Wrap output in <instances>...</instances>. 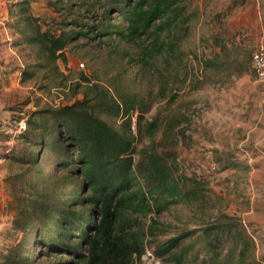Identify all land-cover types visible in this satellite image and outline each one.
<instances>
[{"label":"trees","instance_id":"16d2710c","mask_svg":"<svg viewBox=\"0 0 264 264\" xmlns=\"http://www.w3.org/2000/svg\"><path fill=\"white\" fill-rule=\"evenodd\" d=\"M33 1L5 0L6 25L16 38L12 45L30 46L37 59L32 70L19 68L21 80L37 77V70L54 73L57 61L66 62L69 46L83 39L102 45L110 58L119 56L125 64L134 61L133 66L153 77L155 86L140 92L123 85L119 75L106 85L81 75L83 83L73 87V97L80 92L81 98L37 106L27 113L15 141L26 146L29 157L12 149L4 157L36 165L34 148L39 147L66 161L70 157L61 164L76 165L82 193L57 206L43 188L30 184L33 194H26L21 215L10 223L12 233L21 236L6 248L0 264H33L31 249L37 245L72 259L51 264H141L149 248V256L160 264H193L198 259L194 247L211 249L223 232L230 231L234 218L222 214L215 224L203 223L192 241L188 239L194 229L159 243L155 238L166 226L157 216L174 205L204 213L202 182L180 174L177 159L167 150L176 129L190 122L179 94L168 88L171 77L179 76L183 84L189 79L180 73L188 54L182 45L196 15L190 0H46L58 20L35 15ZM216 44L218 51L201 60L205 70L229 67L228 46ZM235 69L236 76L249 72L245 65ZM199 87L200 82H191V90ZM154 104L155 111L146 117ZM137 135L142 137L140 145ZM238 238L235 252L210 256L208 264H260L253 240L244 232Z\"/></svg>","mask_w":264,"mask_h":264},{"label":"rangeland","instance_id":"374dc122","mask_svg":"<svg viewBox=\"0 0 264 264\" xmlns=\"http://www.w3.org/2000/svg\"><path fill=\"white\" fill-rule=\"evenodd\" d=\"M238 3V0H190V9L196 15L191 20L190 35L182 45L188 54L182 60L180 73L189 79L183 84L179 76L171 77L168 85L179 94L182 111L188 114L190 122L176 129V139L167 150L177 159L180 174L195 176L202 182L204 213L174 205L157 216L166 226L165 232L155 238L159 243L194 229V236L188 239L192 241L200 234L203 223L215 224L222 214L234 218L230 231L223 232L211 249L194 247L198 259L193 264H208L210 256L219 254L223 258L227 251L235 252L236 240L243 232L254 242L256 261L264 264V84L257 79L250 63L252 51L264 46V27L246 20L248 13L240 8L239 21L232 27L226 25L225 16L233 15V8L241 5ZM5 10V0H0V262L14 238L21 236V232L12 233L10 223L21 215L26 194H33L30 184L43 188L57 206L62 205V199L82 193L80 178L74 171L76 165L61 164L70 157L66 161L44 147L34 148L39 160L36 165L15 163L4 157L11 149L29 157L26 146L15 141L25 127L27 113L37 106L53 107L81 98L80 92L73 97L74 84L83 83L81 75L102 85L110 84L119 75L123 85L140 92L155 86L153 77L133 66L134 61L125 64L119 61V56L110 58L102 45L83 39L69 46L66 62L57 61L54 73L48 68L37 70V77L21 80L19 68L30 71L37 59L30 46L12 45L16 38L6 25ZM32 10L41 19L59 17L46 0L33 1ZM216 41L228 46L229 67L223 71L205 70L201 60L218 51ZM119 45L121 51L122 44ZM239 65L248 67L249 72L236 76L235 68ZM191 82H200V87L191 90ZM108 120L117 124L111 118ZM137 137L140 145L142 137ZM150 252L149 248L141 264H160V260L149 256ZM31 257L35 260L33 264L72 260L68 255L45 252L39 245L31 249Z\"/></svg>","mask_w":264,"mask_h":264},{"label":"crops","instance_id":"0c3cea01","mask_svg":"<svg viewBox=\"0 0 264 264\" xmlns=\"http://www.w3.org/2000/svg\"><path fill=\"white\" fill-rule=\"evenodd\" d=\"M237 1V0H236ZM238 4L236 7L233 8L234 14L232 15L227 14L225 16L226 20H224V23L228 26H231L235 24V22L239 21L240 17H238L239 10L242 12L243 10L248 13L246 20L251 19L254 20L253 22H258L259 26L261 28L264 27V0H238ZM7 13V10H5ZM232 15V16H231Z\"/></svg>","mask_w":264,"mask_h":264},{"label":"built area","instance_id":"2783aa9c","mask_svg":"<svg viewBox=\"0 0 264 264\" xmlns=\"http://www.w3.org/2000/svg\"><path fill=\"white\" fill-rule=\"evenodd\" d=\"M1 19V16H0ZM250 63L253 71L255 72L257 79L264 84V46L260 45L256 47L250 57ZM23 128L22 123L20 129Z\"/></svg>","mask_w":264,"mask_h":264}]
</instances>
